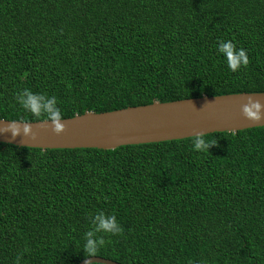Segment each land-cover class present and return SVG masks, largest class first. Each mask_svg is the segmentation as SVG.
Wrapping results in <instances>:
<instances>
[{
    "label": "trees",
    "instance_id": "obj_1",
    "mask_svg": "<svg viewBox=\"0 0 264 264\" xmlns=\"http://www.w3.org/2000/svg\"><path fill=\"white\" fill-rule=\"evenodd\" d=\"M243 49L233 72L220 42ZM55 97L61 118L158 101L264 91V0H0V119ZM122 145L0 143V264H264V126ZM90 264H104L93 262Z\"/></svg>",
    "mask_w": 264,
    "mask_h": 264
},
{
    "label": "water",
    "instance_id": "obj_2",
    "mask_svg": "<svg viewBox=\"0 0 264 264\" xmlns=\"http://www.w3.org/2000/svg\"><path fill=\"white\" fill-rule=\"evenodd\" d=\"M249 99L264 105L263 92H238L203 95L175 101H158L128 106L110 111H86L61 118L63 130L52 131L50 120L21 121L0 119V143L47 148L115 149L122 145L161 142L192 137L197 133L244 130L264 126V119L252 121L243 115L242 106ZM264 112V108H262ZM11 121H16L19 135L5 132ZM30 128L25 135L24 127ZM99 262L121 264L101 256H91L79 264ZM256 264V263H251Z\"/></svg>",
    "mask_w": 264,
    "mask_h": 264
},
{
    "label": "clouds",
    "instance_id": "obj_3",
    "mask_svg": "<svg viewBox=\"0 0 264 264\" xmlns=\"http://www.w3.org/2000/svg\"><path fill=\"white\" fill-rule=\"evenodd\" d=\"M217 52L221 54L226 63L227 67L235 72L240 67L246 66L248 63V57L245 50L236 49L232 42L224 41L220 42L217 45ZM44 101V95L33 93L28 89L23 90L17 95V102L27 111L32 113L34 116H40L44 114L47 117V120H50L53 125L52 131L56 134H59L64 125L60 123L61 115L60 110L56 106L55 97L49 99L46 103H41ZM262 105L259 101H253L249 99L247 104L242 106V112L245 118L252 121H260L264 119V112H262ZM16 121H11V123L4 129L5 132L11 131L12 136L15 137L19 135V128L16 126ZM25 135L30 133V128L27 126L24 127ZM204 133H197L193 135L192 146L195 150H205L209 149L210 145L205 141ZM97 223L94 224V228L85 233V243L83 245V250L89 254V257L93 256L99 246H102L104 240L102 237H97L95 234L99 232L118 234L121 231L119 224L116 221L115 216L108 215L105 218V214L100 212L94 217ZM20 257L17 256V264Z\"/></svg>",
    "mask_w": 264,
    "mask_h": 264
}]
</instances>
